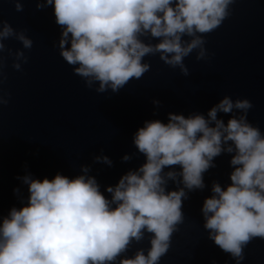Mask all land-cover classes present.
Instances as JSON below:
<instances>
[{
	"label": "clouds",
	"instance_id": "clouds-1",
	"mask_svg": "<svg viewBox=\"0 0 264 264\" xmlns=\"http://www.w3.org/2000/svg\"><path fill=\"white\" fill-rule=\"evenodd\" d=\"M232 2L44 0L52 7L55 23L62 26V58L75 65L73 72L86 78V86L99 81L97 91L108 87L114 92L148 70L149 64L141 62L147 53L159 52L165 63L179 65L186 75L182 58L197 47V59L205 55L204 37L196 34L216 28L229 15ZM36 6L44 5L38 2ZM15 8L22 9L19 0ZM13 34L3 21L0 38ZM15 35L24 48L31 47L23 33ZM145 35L161 39L155 45L146 44L140 39ZM182 35L192 39L184 42ZM16 56L23 57V53L17 51ZM13 67L19 69L20 64ZM250 107L246 98L233 101L225 95L207 110V118L200 113L169 112L167 122L143 121L132 142L144 163L121 175L114 186H105L110 197L100 191L95 177L86 175L89 169L84 165L72 177L59 172L51 178L18 177L28 194L19 207L12 206L0 217V264H109L131 239L140 240L142 230L153 234L147 255L138 250L119 264H157L176 224L182 221L184 189L203 188L202 174L215 166L213 158L222 151L234 153L229 161L234 166L230 183L222 188L213 182L212 195L204 198L201 212L209 237L240 264L242 246L253 237L264 238V134L247 121ZM234 108L244 114L230 116L226 124L217 118L218 111L230 113ZM95 159L111 164L107 156ZM122 159L129 157L125 154ZM170 165L179 167L161 175ZM177 176L183 187L166 191L165 177L175 181Z\"/></svg>",
	"mask_w": 264,
	"mask_h": 264
},
{
	"label": "water",
	"instance_id": "water-1",
	"mask_svg": "<svg viewBox=\"0 0 264 264\" xmlns=\"http://www.w3.org/2000/svg\"><path fill=\"white\" fill-rule=\"evenodd\" d=\"M0 0V28L7 21L13 35L0 38V217L12 206L19 207L27 196V186L18 177L51 178L57 172L69 177L81 173L95 177L100 191L115 185L121 175L136 170L144 156L132 142V135L143 121L167 122V113L188 116L207 110L225 95L233 101L248 99L251 107L246 119L264 134V0H233L222 22L204 37V57L197 59L200 48L182 58L188 69L172 66L159 52L141 58L149 68L139 78L129 80L117 91L106 87L97 91L99 81L86 86L84 77L73 72L60 55L62 26L55 23L51 5L44 0ZM44 5L37 8V3ZM16 33L31 40L24 48ZM146 44L155 45L159 37L141 36ZM192 37L182 35L181 40ZM65 47H68L66 44ZM27 57H17L16 52ZM171 55V54H167ZM19 63L20 68L13 67ZM153 100H158L154 104ZM240 109L230 113L218 111L224 123L230 116L239 118ZM231 144V141L227 142ZM223 146V145H222ZM127 154L129 159L123 160ZM234 153L222 151L213 158L214 167L203 174V188L184 189L182 221L177 223L169 247L157 264H236L230 253L220 249L204 227L201 206L212 195L213 182L223 188L230 183L229 164ZM107 156L111 164L95 157ZM178 165L165 166L161 175ZM165 190L183 187L180 177H165ZM16 188L19 191L15 192ZM140 240L131 239L114 262L131 258L138 250L147 255L152 233L143 231ZM240 264H264V238L253 237L242 246Z\"/></svg>",
	"mask_w": 264,
	"mask_h": 264
}]
</instances>
